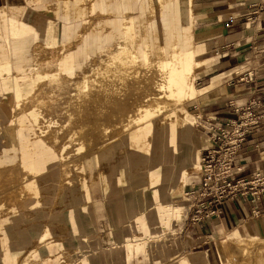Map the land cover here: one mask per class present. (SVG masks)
<instances>
[{
  "label": "bare ground",
  "instance_id": "obj_1",
  "mask_svg": "<svg viewBox=\"0 0 264 264\" xmlns=\"http://www.w3.org/2000/svg\"><path fill=\"white\" fill-rule=\"evenodd\" d=\"M63 1L67 2L65 7H62ZM91 1H98L104 15H114L111 17L109 34L122 37L124 41L118 43L107 40V52L101 53L90 64L85 80L83 78L81 81L85 82L82 89H77L74 85L63 88L48 85L42 89L45 110L49 108L58 113L59 106H54L53 101L61 100L66 107V114L77 116L71 118L75 121V131L64 132L59 126L60 134H56L54 128L45 134V138L49 144H56L64 156L65 153L72 154L71 159L64 160L61 177L64 186L69 174L75 172L73 177L76 176L78 182L86 186L80 201L87 198L85 194L91 199L94 188H103L106 195L112 180L114 184L110 190L122 183L127 190L136 194H141L140 191L146 189L148 196L153 198L160 194L161 186L168 190L171 184L184 180L185 172L190 171L196 163V145L193 138L199 132L194 129V120L187 115V105L182 100L197 97L196 69L203 62L187 39L191 36L193 19L202 13L193 5V0L182 4L177 0L170 5L171 9L164 11V17L162 16L164 41H159L158 37L149 38L151 32H156L157 24L153 23L150 33H143L145 42L136 44L134 48L131 38L135 35L134 29L138 22H124L117 18L116 11L112 12L113 0ZM55 7L62 10L61 18L64 21L81 17L78 0H57ZM124 8L127 10L128 7L125 5ZM26 26L16 15L0 12V31L5 36L1 39L3 46L23 42L22 37L16 39L14 36L17 32H23ZM12 27L19 30L12 32ZM70 36V28L67 27L63 41L68 42L71 47ZM183 36L187 38L184 39ZM31 37L34 41L35 35ZM175 51L177 54H174ZM84 88L87 92H84ZM75 90L81 96L73 101L69 91ZM68 100H71L70 103H64ZM54 138L58 140L54 141ZM27 143L23 139L22 165L38 172H53L57 169V161L51 162L41 149L34 159L27 151ZM209 143L212 146V142ZM3 162H10V157L6 156ZM18 170L8 167L0 171V174L8 173L7 177L12 179L11 184L0 190V199L3 197L6 201H13L21 194V179L16 174L20 172ZM176 177L179 179L176 180ZM181 190L182 187H179V193ZM190 196L187 192V205H190ZM159 197L166 199L165 196ZM125 205L121 201L116 208H124ZM142 205L135 204L130 215L136 214L134 211L140 210ZM231 242H235L234 239L228 244H220L223 263L258 264L257 259L264 248V238L249 236L238 243ZM181 264H193V261L187 260Z\"/></svg>",
  "mask_w": 264,
  "mask_h": 264
},
{
  "label": "crops",
  "instance_id": "obj_2",
  "mask_svg": "<svg viewBox=\"0 0 264 264\" xmlns=\"http://www.w3.org/2000/svg\"><path fill=\"white\" fill-rule=\"evenodd\" d=\"M29 1L31 0H0V12H8L16 15L21 23L23 18L25 19L27 14L30 13L33 15V22L32 24L25 23L27 26L31 25L36 28H46L52 23L56 26L58 30L57 33L61 27H65V29L69 27L71 34L69 42H71V44L75 43L77 40L76 26L79 23V19L64 21L61 18L62 10L55 7L57 0H38V2L34 0L35 4L29 3ZM176 1L177 0H113L112 7H114L112 8V12L115 10V16L124 22L135 20L138 23L141 22L140 24L145 27H152L154 25L153 23H156L158 32H152V35L157 37L162 36L163 39L164 28L162 16L164 17V11L171 9L170 5L176 3ZM178 2L182 4L187 2V0H179ZM40 3L46 6L45 10L47 13L59 14L62 24L60 23L59 25V23L54 20L45 21L48 16H45L44 12L36 8ZM81 3H83V7H85L86 1L78 0L79 13L81 8H83L81 7ZM194 4L202 14H200L192 24L191 36L193 37L190 36L187 41L194 47L203 63L198 70L196 78V82L199 85L197 86L200 89L198 100L192 107L195 111L198 110L204 113L205 116L215 114L221 120L224 118L230 119L234 115L231 113L232 109L229 104L245 105L253 99L264 100V0H194ZM65 5H67V2L63 1L62 7H65ZM125 5L128 7L127 10L124 8ZM152 6H157L156 9L160 13L159 22L157 12L152 14ZM94 17L96 22L99 23L102 21V18L106 16L96 15ZM111 17H114V15ZM27 21L28 20H24V22ZM31 21L32 20H30V22ZM62 21L64 22V26ZM39 30L42 32L41 29ZM41 35L43 34L39 36ZM1 36L2 38L5 37L4 35ZM183 37L184 39L187 38L186 36ZM82 38L79 39V42L86 41V36H82ZM40 41L47 42L46 39H40ZM41 58H43V56H41ZM73 58H75V55ZM63 68L65 67L63 66ZM20 70V67L15 66L14 74H20ZM7 73L9 74V70L7 72L4 71V78L0 79V123L7 122V119L3 117L6 116L8 103L12 100V98L7 96V91L5 89ZM242 78H245V81H241L240 79ZM13 99V106L15 108L21 105L16 102V90ZM11 122H21V116L14 118ZM36 134L38 135L39 132H36ZM8 135H11L14 140V145L12 146H7L6 142L3 141V138L6 139L10 137ZM21 138V132L16 129L12 132L0 129V151L5 152L6 156L10 157V162H3L6 156L0 157V171L8 167L19 170L23 169L21 161L22 149H20L22 143ZM193 139L196 142L197 149H201L202 152L204 143L203 137L200 138L199 135H195ZM209 147L211 146L207 145V148ZM15 150L18 151L17 158L14 156ZM11 153L12 156L10 155ZM236 165L241 169V172L236 175V179H249L256 172L264 174V119L248 136L247 142L238 155ZM55 178L56 177L52 175V181L46 182L47 189L50 184H53V187L47 191L48 193L54 192V194L51 195V204L39 205L35 199H32L27 200L22 208H15L10 211L9 214L2 215L0 213V264H20V259L24 253L28 261L33 259L40 260L49 248L53 247V244L59 249H66L71 248V242H73L74 249H80L81 247L85 248L88 237L94 232L99 231L96 213L97 207H95V193L96 191H100L106 200L104 189H101V187L98 189L94 188L92 190L91 199H89L88 194L84 195L87 197L84 201L91 202L92 204L91 209L94 213L96 222V231L86 234L76 231L70 226V220L72 218L78 217L82 219L85 228L88 226L87 220H90V222L93 220L92 216L89 214L88 207L80 205V197L83 194L82 192L86 191V186L76 181L77 184L69 187L62 195L55 196V192L59 187V183H56L57 181ZM120 184L121 185L116 186L115 189L118 187L123 189L124 185L122 183ZM161 189H163L162 186L159 190ZM123 191L132 193V196L128 197V200L122 201L125 203L128 202L131 205H125L121 217L124 219L128 218V214H131L134 205L142 203L143 205L141 208L144 209L142 212L145 210H148V212L145 213L144 216H140L142 212L135 210L134 212H136V214L128 218L132 219L133 222L127 227L131 230H133L136 225L144 229L147 228L146 238L149 241H161L165 239L166 237H164V234L167 232L164 231L160 233L158 229L163 223H167V221L171 219L170 217H180L181 219L184 206L187 205V200L182 202L183 197L174 194L172 197L168 196L166 199L171 201V203L166 202L165 205L159 204L157 207L161 208V210L151 211V203L156 202V197L161 199L159 196L164 195L159 194L151 198V196H148L149 192H147L146 189L141 190V194H136L134 191L130 190L123 189ZM133 195H135V198ZM138 196H140L141 199L138 198ZM57 201L60 204L61 210L55 213L53 211V205ZM182 203L186 204L182 206ZM256 211H258L259 214L255 215L254 212ZM138 213L139 215H137ZM164 218L166 219L164 220ZM208 225L209 226L200 227L189 225L187 227L196 230L200 234H208L207 238L211 233L222 235V232L229 233L231 231L232 232L229 233L226 238L238 233L244 236L264 237V202L261 201L256 204L247 200L241 201V203L226 202L222 206V216L219 220V224L214 223V225ZM60 226L67 227V230L63 228L61 231L59 229ZM118 228L112 227V229ZM46 229L51 231L52 241L49 243H45L46 241L44 240ZM168 232L170 233V231ZM173 232L174 231L171 230V240H173ZM76 235L79 236L77 243L74 240ZM166 240H168V238H166ZM223 243L228 244V242ZM112 246L113 249L110 251L109 249H111V247L103 248L89 258V262H94L95 264H110L117 258L120 262L127 263L138 249L132 242H129V245L126 246L127 249L122 250V252L119 251L120 248L118 244ZM139 249L138 251L147 252L148 248L143 247ZM197 259L199 258L193 257L191 260ZM89 262L86 260L85 264Z\"/></svg>",
  "mask_w": 264,
  "mask_h": 264
},
{
  "label": "rangeland",
  "instance_id": "obj_3",
  "mask_svg": "<svg viewBox=\"0 0 264 264\" xmlns=\"http://www.w3.org/2000/svg\"><path fill=\"white\" fill-rule=\"evenodd\" d=\"M85 1V7H83L84 5L83 3H81V7H83L84 9L81 8L80 10L81 17L78 18L79 23L76 26V29L78 31L76 39L78 40H76L75 43H72L71 47L69 46L68 42L62 41L63 35L66 32L65 27H61L59 32L57 33L58 30L52 23H50V25H48L46 28H36L34 26L28 25L26 26L27 28L23 30V32H17L19 29H17V27H12L10 28V31L17 32L14 37L16 39H20L22 37L24 41L14 42L13 44L8 43L6 46H3L4 43L1 42V39H3L1 35L4 34L2 33V31H0V79L4 78L3 72H7L9 70V74L7 73L6 75V87H4L7 91V96L9 98H12L10 103H8L9 105L7 106L6 116L3 117L4 119H7V122L0 123V129L6 130L7 132H12L14 129L20 131L22 136V141L20 140L22 142L20 145V149H22L24 145L23 139H26L28 142L27 151L30 155L33 156L34 159L36 158L38 150L41 149L45 152V157L49 158L51 162L53 161L55 163L57 161V169L53 170V172H38L37 170L27 169V166L23 164L25 169H22L23 171L18 170L20 172L16 173L18 174V178L21 179L19 187L21 194L16 200L13 201H6L5 198L1 197L2 199H0V213L2 215L9 214L10 211L15 208H22L27 200L35 199L39 205L51 204V195H53L54 192L48 193L47 191L53 187V184H50L47 189L46 182L52 181V175L56 177V183H59V187L55 192V196L62 195L66 189L78 183V178L76 176L73 177L75 172L72 171L65 181L67 183L63 186V180L61 177L63 163L64 160L71 159L72 154L65 153L64 156L59 152L56 144H49V142L46 141L45 138V134L50 132L54 128L55 133L60 134L61 130L59 126L63 128L64 132L75 131V121L71 120V118L77 116H70V114H66V107L64 104H62L63 102L61 100L53 101L54 106H59L58 113L53 112L49 108L45 110V98L41 97L44 93L42 89L44 87H47L48 85H55L58 88H63L65 86L70 87L71 85H74L75 88L82 89V87L85 85V82L82 83L81 81L83 78L85 80L86 72L89 70L90 64L97 60V57L101 53L105 54L107 52V40L111 39L113 41H117L118 43L124 41L122 37H114L112 34H109L111 30L110 26L112 18L102 13L98 1ZM30 2L34 3V0L29 1V3ZM193 5H195L194 2ZM45 7L46 6L44 4L40 3V5L36 8L41 12H44L45 16H48L46 17L45 21L54 20L60 25V15L51 14L50 12L47 13ZM156 12L159 22L160 13L156 8H152V14H155ZM96 15H104L106 17L102 18V21L97 23L94 17ZM32 17L33 15L28 13L25 19L23 18L22 23L32 24ZM196 19L197 17L193 19V23ZM24 20L28 21L24 22ZM30 20L32 21L30 22ZM140 23H138L135 27V35L131 38V45H133L134 48L136 47V44L145 42L143 33H145L146 31L150 33V29L153 28L145 27ZM39 29H41L42 32H40ZM157 32L158 29L156 27V33ZM40 34L43 35L39 36ZM31 35H35L34 41ZM82 36H86L85 42H79V39L82 38ZM156 37L157 36L152 35L151 32V37L149 36V38L156 39ZM158 38L159 41L163 42L165 37L162 39V36H158ZM40 39H46L47 42H42L40 41ZM174 54H177V52L175 51ZM74 55L75 58H73ZM41 56H43V58H41ZM197 56L199 55L197 54ZM15 66L21 68L20 74H14ZM63 66L65 68H63ZM200 67L196 69L195 81ZM197 85L198 83L196 82V99H183L182 103L187 105L185 111L187 112L189 118L194 120V129H197L195 130L199 132L198 135L200 138L203 137V149L202 152L201 149L198 150L196 142L193 140L194 144L196 145V163L194 167H191L192 169L190 171L185 172L184 180H182L178 184H171V187L168 190L166 188L160 190V194L164 196L166 195V199L168 198V196L172 197V195L176 194L183 197L182 202H185L187 200L186 193L189 192L191 186L195 185V182L198 181L201 155L205 152V149H207V145L211 146V144L209 143L210 141L206 137L203 128L200 127V124H203L201 120L205 118V115L198 110L195 111L192 107L197 103L198 100L200 89L198 87L199 85ZM15 90L17 91L16 102L21 104L16 108L13 106V97ZM83 90L84 92H87V89L84 88ZM69 95L72 97L71 100L73 101L77 99V96H81L77 95V90H75L74 92L69 91ZM71 100H68L64 103H70ZM18 116H21V122H11ZM65 122L68 123L66 124ZM36 132H39V134L37 135ZM8 136L10 137L6 139L3 138V141L6 142L7 146L14 145L13 138L11 137V135ZM57 140L58 138H54V141ZM37 142L40 143L37 144ZM37 145L39 147H36ZM14 154V156H16L17 158L18 151L15 150ZM10 155L12 156V153ZM5 156V152L0 151V157ZM71 169H74V167H71ZM7 175L8 173L0 174V190H4L9 184L12 183V179L7 177ZM177 178L178 177H176L175 179L177 180ZM110 183L111 184L109 185V190L106 193V200L104 199L100 191H96L95 193V207H97L96 213L98 218L99 231H96V222L94 213L91 209V202L80 201L81 206L88 207L89 214L93 218L91 222L90 220H87V228H85L83 220L78 217L72 218L70 220V226L76 231H80L86 234L96 231L88 237L87 245L85 248L81 247L80 249H74L73 242H71V248L66 249H59L57 246H55V244H53V247L49 248V250L42 256L40 260L33 259L28 261V258L24 253L20 259V264H85L86 260H88L89 262V258L94 256L103 248L105 249L111 247V249H109L110 251L113 249L112 245L118 244L120 248L119 251L122 252V250L127 249L126 246L129 245V242H132V244L135 245L136 248H138L136 253L130 258L129 262L122 263L117 258H115L110 264H181V262L191 260L193 257L199 258L197 260H192L193 264H225L222 262L223 257L220 255V244L223 242L230 243L231 239H234L235 242H231V244H234L238 243L244 238L249 237L238 233L226 238L229 233L232 232L231 231L229 233L222 232V235L211 233L207 238L208 234H200L196 230L187 227L189 225H194V223L191 222L190 219H188V205H185L181 219L180 217H170L171 219L169 218L170 220L168 219L169 221H167V223L165 224L163 223V225L158 229V232L160 233L164 231L167 232L166 234H164V237L168 238V240H166L165 238L161 241H149L146 238L147 228L144 229L143 227L136 225L133 230L129 229L127 226L131 222H133L132 219H128L131 215L128 214V218L124 219L121 217V213L124 208H116L118 205H120L121 201L128 200V197L132 196V193L123 191V189L127 190V188L125 187H123V189L121 187H118L116 189L110 190L113 187L114 180L110 181ZM62 186L64 188V191L62 190ZM179 187H182L180 193ZM138 198L141 199L140 196H138ZM165 200L156 197V202L151 203L152 207L150 209L155 211H157L158 209L161 210V208L157 207L159 204L165 205L166 202L171 203V201ZM110 203H112V206L110 205ZM184 204L186 203H182V206ZM126 205L131 204L126 202ZM53 206V211L55 213L60 212L61 207L58 201L55 202ZM143 210L144 209L141 208L139 212H142ZM147 212L148 210H145L140 214V216H144ZM137 215H139V213ZM165 219L166 218H164V220ZM111 222L113 228H119L112 229ZM214 223L219 224V220L210 221L209 223L206 222L199 225L209 226L208 224L214 225ZM63 228H65L64 230H67V227H59L61 231L63 230ZM171 230L174 231L173 240H171ZM168 231H170V233ZM44 240L46 241L45 243H49L50 241H52L50 230L46 229ZM74 240L77 243L79 240V236L76 235ZM143 247L148 248L147 252L138 251L140 250L139 248ZM257 263L264 264V248L261 250V254L257 259ZM87 264L95 263L89 262Z\"/></svg>",
  "mask_w": 264,
  "mask_h": 264
},
{
  "label": "built area",
  "instance_id": "obj_4",
  "mask_svg": "<svg viewBox=\"0 0 264 264\" xmlns=\"http://www.w3.org/2000/svg\"><path fill=\"white\" fill-rule=\"evenodd\" d=\"M240 80L245 81V78ZM230 107L234 115L231 119L206 115L201 120L200 127L212 146L205 149L202 171L192 191L188 192L191 196L187 217L197 226L220 220L226 202H264V174L256 172L249 179H236L241 172L236 165L238 155L250 133L264 119V100L253 99L248 104H230Z\"/></svg>",
  "mask_w": 264,
  "mask_h": 264
}]
</instances>
